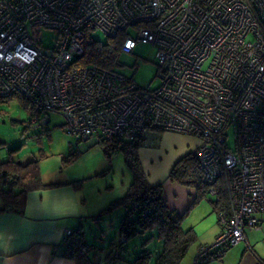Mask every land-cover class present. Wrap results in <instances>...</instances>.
Returning a JSON list of instances; mask_svg holds the SVG:
<instances>
[{
  "label": "built area",
  "instance_id": "built-area-1",
  "mask_svg": "<svg viewBox=\"0 0 264 264\" xmlns=\"http://www.w3.org/2000/svg\"><path fill=\"white\" fill-rule=\"evenodd\" d=\"M43 30L54 33L51 46L44 45ZM97 30L110 38L122 32V51L153 44L160 85L141 88L97 65L72 67ZM12 95L28 103L31 123L58 113L79 141L147 144L158 132L199 140L190 153L202 172L203 196L217 202L222 179L229 213L217 214L220 230L199 247L194 264L258 227L264 0H0V98Z\"/></svg>",
  "mask_w": 264,
  "mask_h": 264
},
{
  "label": "crops",
  "instance_id": "crops-1",
  "mask_svg": "<svg viewBox=\"0 0 264 264\" xmlns=\"http://www.w3.org/2000/svg\"><path fill=\"white\" fill-rule=\"evenodd\" d=\"M155 137L156 139L154 138L138 149L139 162H141L144 174L149 184L162 185V197L170 208L180 213L188 209L186 217L182 220V227L196 231V222L210 215L213 208L208 203L193 204L196 197L195 189L170 180L168 172L178 159L197 147L199 140L173 132H160ZM92 148H94L93 145L86 150H78L79 157L71 164L67 166L60 164L50 181L43 178L44 170L40 168V178L47 186L27 191L22 214L11 209L0 212V264H75L73 260L66 259L61 254L66 246L67 232L72 231L78 224L86 222L87 216L83 213L86 205L85 199L76 184L93 173L106 172V168L108 171L111 170V161L106 158L105 163L98 161L94 163V166H90L94 171L90 167L79 170L75 166L78 159L86 153L89 152L88 155L92 156ZM97 191H101L100 188ZM2 206L0 195V208ZM120 212L123 216L125 209L122 208ZM191 216L194 217L189 220ZM255 218H257L258 227L243 230L245 241L231 247L219 258L205 260L204 264H264V213L256 215ZM216 224L219 223L216 221ZM216 224L212 220L210 225L195 232L199 240L198 244L192 252L190 251L192 246L190 247L181 264H194L193 257L197 249L211 242L218 234L219 227H216ZM213 228L212 236L204 239L203 236L207 235L208 229ZM117 239L118 237L113 241L114 244ZM125 260L129 262V259Z\"/></svg>",
  "mask_w": 264,
  "mask_h": 264
},
{
  "label": "trees",
  "instance_id": "trees-1",
  "mask_svg": "<svg viewBox=\"0 0 264 264\" xmlns=\"http://www.w3.org/2000/svg\"><path fill=\"white\" fill-rule=\"evenodd\" d=\"M122 39H124L122 32L115 37H107L102 41L93 39L86 45L83 55L73 61L71 66L97 65L104 69L115 70V67L118 66L120 51H122ZM15 97L22 102V106L29 107L28 103L18 95L0 98V105ZM97 144L108 161H111L112 155L116 152L123 154L125 165L131 172V183L123 196L115 198L106 208L94 215L95 223L98 224L104 214L123 208L125 213L121 217L117 235L119 241L123 238L126 243L135 236L149 233L138 254L129 255V258L132 256L129 259V264H181L183 257L186 256L192 246L191 244L196 242L197 234L191 228L184 229L182 227V220L186 217L188 209L180 213L170 208L162 197V185L149 184L138 155V149L144 143L136 141L118 145L116 141H98ZM19 147L8 150V159L0 162V195L3 202L0 212L11 209L22 214L27 191L47 186L42 183L40 178L39 159L31 160L25 164L12 159L13 152ZM78 157V150H72L69 155L62 158V165L67 166ZM200 170L195 157L192 153H188L178 159L168 172L170 180L195 189L196 197L193 204L204 198L206 189ZM217 183L219 200L212 203L211 208L216 214L221 211L228 214L226 189L222 179ZM85 237L84 226L80 223L65 238L66 246L62 250L61 256L73 260L75 264H114L119 258L123 244H114L112 240L109 244V252L102 259L97 252V246L89 243ZM154 240L159 246L156 250L151 251L146 246ZM118 248L121 250L118 256L114 257L115 250ZM222 254L214 258H219ZM102 260H104L103 263Z\"/></svg>",
  "mask_w": 264,
  "mask_h": 264
},
{
  "label": "rangeland",
  "instance_id": "rangeland-1",
  "mask_svg": "<svg viewBox=\"0 0 264 264\" xmlns=\"http://www.w3.org/2000/svg\"><path fill=\"white\" fill-rule=\"evenodd\" d=\"M54 36V33L43 30L42 41L44 45L51 46ZM91 36L94 40L102 41L107 39L106 35L98 30L91 32ZM155 50V46L151 43L138 42L132 51H120L118 66L115 67V70L128 80L137 83L141 88L154 89L160 85V81L155 78L157 71ZM22 105V102L17 97L0 105V162L8 159V150L20 146L13 152L12 159L22 164L35 158L39 159V166L44 170L43 178L46 181L53 179L56 168L62 164V158L69 155V152L72 150L83 151L91 145L94 146L92 148V156H89L88 152L85 156L78 159L75 166L79 170L85 167H92L98 161H101V163L106 162V157L97 141L93 139L89 141L76 140L73 135L65 130L63 116L55 112L42 113L40 120L44 114H47L49 121L43 125L35 126V124L31 123L28 108ZM40 120L37 124L40 123ZM111 158V170L108 171L106 168V172L93 173V175L78 181L76 184L86 204L83 213L87 217L86 222L82 224L86 232L85 238L89 243L97 246V252L102 259L109 252L111 241H114L118 237V227L122 217L120 211L122 209H116L104 214L103 219L100 220L98 225H96L97 223L93 219L94 214H98V212L106 208L109 202L114 200L113 198L122 196L131 182V172L125 165L123 154L116 152ZM91 167L90 169L94 171ZM99 188L101 191H97ZM199 202L208 203L211 207L210 202L206 198H202ZM193 217L191 216L189 220ZM217 219L216 212L211 210L210 215L196 222V231L210 225L212 220L214 224H216V221L219 223ZM215 226L219 227L220 230L219 224ZM209 230L207 231V235L203 236L204 239H209L212 236L214 228L210 232ZM148 234L135 236L121 245L122 251L114 264H126L125 259L128 261L132 256L138 254L142 248L143 241L149 236ZM118 241L117 239L116 244H118ZM198 241L196 240V242L191 244V252L197 246ZM211 242L206 244H210ZM157 246L159 245L154 240L146 247L154 251L158 248ZM129 255L132 256L129 258ZM205 262L203 261L202 264Z\"/></svg>",
  "mask_w": 264,
  "mask_h": 264
},
{
  "label": "water",
  "instance_id": "water-1",
  "mask_svg": "<svg viewBox=\"0 0 264 264\" xmlns=\"http://www.w3.org/2000/svg\"><path fill=\"white\" fill-rule=\"evenodd\" d=\"M42 120H40V123L39 124H35V126H38V125H43L44 123H47L49 121V117L47 114H45L44 116H42Z\"/></svg>",
  "mask_w": 264,
  "mask_h": 264
}]
</instances>
